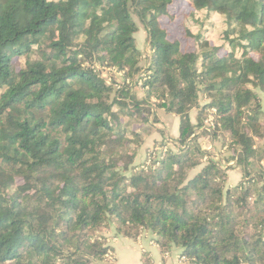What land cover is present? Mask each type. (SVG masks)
<instances>
[{
  "label": "trees",
  "instance_id": "obj_1",
  "mask_svg": "<svg viewBox=\"0 0 264 264\" xmlns=\"http://www.w3.org/2000/svg\"><path fill=\"white\" fill-rule=\"evenodd\" d=\"M160 109L178 136L135 165ZM262 141L264 0H0V264H103L112 229L190 264H264Z\"/></svg>",
  "mask_w": 264,
  "mask_h": 264
},
{
  "label": "crops",
  "instance_id": "obj_2",
  "mask_svg": "<svg viewBox=\"0 0 264 264\" xmlns=\"http://www.w3.org/2000/svg\"><path fill=\"white\" fill-rule=\"evenodd\" d=\"M137 89H139V88H137ZM137 89H136V92H137ZM137 95L139 98H142L143 97L142 90L140 92H137ZM160 111H163V110L160 109L157 111V116L160 118V122L156 123V125H158V127L155 125L157 130L155 132H152L150 135H148L146 137L145 142H144L143 146L141 147L139 154L136 158L135 165H140L144 162V160H145L144 158L142 161H138V158H140L141 151L143 149H145L144 150L145 153H144L143 157H146L147 151L150 150V148L153 146L154 141L160 142V141H164L165 139H168V140L176 139L178 136L179 118L176 116L172 117L171 116L172 114H168L169 116H163V114L160 113V115H158ZM195 119H196V111L192 113V120L195 121ZM169 123H172V126H171L172 128H176L173 133L170 131V124ZM174 133H177V134L173 135ZM212 143L214 145L213 149L215 151L217 142L213 141ZM204 144L205 145L209 144V141L204 140ZM158 145L159 144H157V146ZM208 152L214 156L213 151H208ZM215 152L218 154L217 151H215ZM235 180H236V177H235V175H233V181L232 180L231 181L233 182L234 185L237 184V182H238ZM110 237H113V239L111 240ZM110 237H109V241L111 240V242H112L111 246L113 248V251L116 253V256H115V258L117 259L116 262L118 260H120V256H123L128 261L131 258H133V259L139 258L137 260L139 262H137V263L143 264L142 250H145V249L152 254V257H153V260L155 261V263L158 264L159 261L162 260V255H161L159 249L157 248V245L153 242V235L151 233L143 234L138 240H133V239H129V238L119 236L115 232ZM180 255H181V249L174 247L172 249V251L170 252L169 256L166 258V260H167L166 264H170V263H172V264H187V262H184L181 260Z\"/></svg>",
  "mask_w": 264,
  "mask_h": 264
},
{
  "label": "rangeland",
  "instance_id": "obj_3",
  "mask_svg": "<svg viewBox=\"0 0 264 264\" xmlns=\"http://www.w3.org/2000/svg\"><path fill=\"white\" fill-rule=\"evenodd\" d=\"M175 6H173L172 7V11H175ZM185 10V8H183L182 9V11H184ZM182 11H180V12H182ZM187 12V11H186ZM165 19H167V21L166 20H164L165 21V26L166 27H168V29H169V31L171 32V33H173L176 37H178V38H181V35L183 34V28H182V21H183V14H180V15H178L177 16V20L175 21V22H173V23H170V22H168V18H165ZM213 23H214V27L212 26L211 27V30H209L211 33H210V36H211V38H212V40L215 42V43H217L218 45H221V44H224L225 43V41H224V39H223V32H224V24H223V20H222V18H220L219 16L218 17H216V20H215V18H214V21H213ZM139 26H140V28H141V31L139 32V34H138V44H139V47L143 50V52L146 54L147 52H149V44H148V38H147V34H146V31L144 30V28H143V25L142 24H140L139 23ZM195 31H198V28H193ZM208 31V32H209ZM240 53H238V55H239ZM146 61H144V63H145ZM105 72V73H104ZM103 72V77H106V78H108L109 76H108V71H104ZM111 75V74H110ZM121 80H122V78H119L118 79V81H120L121 82ZM141 90L140 89H137V92H140ZM160 113L161 114H163V116H169L168 114H166L165 113V111H160L159 112V114L158 115H160ZM172 117L174 116L173 114L171 115ZM170 124V131L173 133L174 132V130L176 129V128H172L171 126H172V123H169ZM156 125V124H155ZM157 127H158V125H156ZM155 132V131H154ZM167 133V132H166ZM177 133H174L173 135H176ZM168 138V137H167ZM212 141V139H210L209 140V144H207V145H205L206 146V150L207 151H213V154H214V159L216 160V161H219V162H221V164H223L225 167H227V166H229V167H231L232 169H230V170H228V176H229V180H228V183L230 184V185H234L233 184V175H235V177H236V180L235 181H238L237 183H239L240 181H241V179H242V177H243V172H242V168L238 165V163H237V160H233L232 162H229V163H227V157H231V155H232V153H231V151H228V142H229V140L228 141H224V140H217L216 142H217V145H216V150L215 151H217L218 152V154L214 151V149H213V141ZM163 141H160V142H156V141H154V143H153V146L150 148L151 150H148L147 151V154H148V152L149 151H152V150H154V149H156L158 146H157V144H160V143H162ZM262 143L264 144V141H262ZM225 144V145H224ZM161 147V146H160ZM159 147V148H160ZM145 149H143L142 151H141V154H140V158H138V161H142L143 160V158L146 160V157H143V155H144V153H145V151H144ZM147 156V155H146ZM144 160V161H145ZM149 161H151V160H148V163H149ZM232 180V181H231ZM115 231H114V229H112V230H110V231H105V232H103L104 233V235H106L107 237H110L111 235H113V233H114ZM110 239L112 240L113 239V237H110ZM111 240L109 241V245H111ZM144 252H147V250L145 249V250H142V254L144 253ZM151 254V253H150ZM162 255V254H161ZM115 256H116V253L114 252V251H112L111 250V254H110V257H107L106 258V260L104 261V263L103 264H138L137 262H139V261H137L139 258H137V259H133V258H131L129 261L127 260V259H125V257H123V256H120V260H118L117 262H116V258H115ZM151 256H152V254H151ZM169 256V254H167L166 256H163L162 255V260L161 261H159V263L158 264H166V262H167V260H166V258ZM165 257V258H164ZM153 258V257H152ZM155 262V261H154ZM155 264H157V263H155ZM170 264H172V263H170ZM188 264V263H187ZM190 264V263H189Z\"/></svg>",
  "mask_w": 264,
  "mask_h": 264
},
{
  "label": "built area",
  "instance_id": "obj_4",
  "mask_svg": "<svg viewBox=\"0 0 264 264\" xmlns=\"http://www.w3.org/2000/svg\"><path fill=\"white\" fill-rule=\"evenodd\" d=\"M108 71V78H106L107 79V81H108V83H110L111 81H112V78L113 77H116L117 79H119V78H121L120 76H121V74L120 73H118V72H116V71H112V70H107ZM111 74V75H110ZM139 84L141 85L142 84V80H140V82H139ZM166 150V149H165ZM110 254H111V251H109L108 252V254H107V257H110Z\"/></svg>",
  "mask_w": 264,
  "mask_h": 264
}]
</instances>
